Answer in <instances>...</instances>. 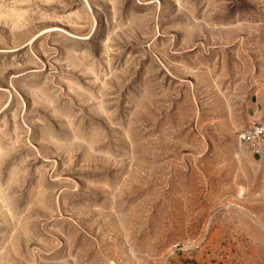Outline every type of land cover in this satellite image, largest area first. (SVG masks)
I'll return each mask as SVG.
<instances>
[{"label":"rangeland","instance_id":"374dc122","mask_svg":"<svg viewBox=\"0 0 264 264\" xmlns=\"http://www.w3.org/2000/svg\"><path fill=\"white\" fill-rule=\"evenodd\" d=\"M264 0H0V264H264Z\"/></svg>","mask_w":264,"mask_h":264},{"label":"built area","instance_id":"2783aa9c","mask_svg":"<svg viewBox=\"0 0 264 264\" xmlns=\"http://www.w3.org/2000/svg\"><path fill=\"white\" fill-rule=\"evenodd\" d=\"M239 138L247 143L254 153L264 154V124L251 125L239 133Z\"/></svg>","mask_w":264,"mask_h":264}]
</instances>
